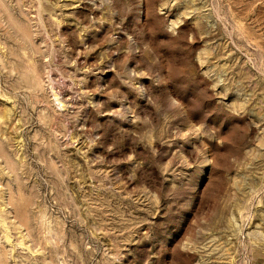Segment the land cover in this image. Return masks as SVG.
Listing matches in <instances>:
<instances>
[{
  "label": "rangeland",
  "instance_id": "1",
  "mask_svg": "<svg viewBox=\"0 0 264 264\" xmlns=\"http://www.w3.org/2000/svg\"><path fill=\"white\" fill-rule=\"evenodd\" d=\"M0 264H264V0H0Z\"/></svg>",
  "mask_w": 264,
  "mask_h": 264
}]
</instances>
